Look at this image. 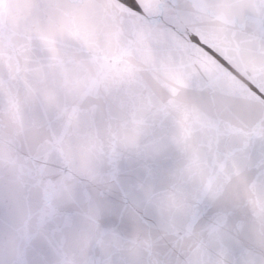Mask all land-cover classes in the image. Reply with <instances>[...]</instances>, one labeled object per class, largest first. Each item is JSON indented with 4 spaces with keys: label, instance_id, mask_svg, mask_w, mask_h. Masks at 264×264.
I'll list each match as a JSON object with an SVG mask.
<instances>
[{
    "label": "snow or ice",
    "instance_id": "obj_1",
    "mask_svg": "<svg viewBox=\"0 0 264 264\" xmlns=\"http://www.w3.org/2000/svg\"><path fill=\"white\" fill-rule=\"evenodd\" d=\"M0 264H264V0H0Z\"/></svg>",
    "mask_w": 264,
    "mask_h": 264
}]
</instances>
